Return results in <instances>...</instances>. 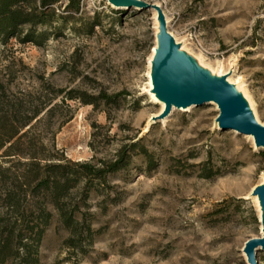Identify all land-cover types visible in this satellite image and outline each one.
Segmentation results:
<instances>
[{"label":"rangeland","instance_id":"rangeland-1","mask_svg":"<svg viewBox=\"0 0 264 264\" xmlns=\"http://www.w3.org/2000/svg\"><path fill=\"white\" fill-rule=\"evenodd\" d=\"M145 1L161 6L185 51L241 86L264 124V0ZM157 16L154 8L82 0L78 25L99 22L91 34L70 24L42 45L0 43V111L56 104L32 123V135L48 153L73 161L110 160L139 140L125 169L88 196L84 183L74 191L86 212L78 216L95 230L91 245L72 254L79 264H248L246 243L262 235L251 192L264 183V147L221 129L213 102L174 106L158 118L163 107L150 83ZM73 90L82 99H69ZM104 92L121 94L119 101L83 102ZM225 200L229 208L218 209ZM50 208L42 264H74L65 260L74 250L66 244L70 232ZM257 257L264 264V250Z\"/></svg>","mask_w":264,"mask_h":264},{"label":"trees","instance_id":"trees-1","mask_svg":"<svg viewBox=\"0 0 264 264\" xmlns=\"http://www.w3.org/2000/svg\"><path fill=\"white\" fill-rule=\"evenodd\" d=\"M81 10L82 0H0V43L17 39L42 45L70 24L69 29L77 33L91 34L99 22L94 18L79 26ZM74 92H69V99H82ZM120 95L104 92L83 98V102L117 103ZM55 108L50 101L26 113L16 104L13 111H0V264H42L41 243L54 217L50 207L70 232L66 244L74 250L65 260L79 264L72 254L91 245L95 230L78 216L86 212L81 210V201L74 202V191L84 183L82 189L88 196L96 183H107L109 175L125 169L132 151L140 146L139 140L124 145L110 160L73 161L48 153L42 141L32 135V123L44 111L51 114ZM142 153L152 162V154L144 146ZM229 206L230 200L217 205L220 210Z\"/></svg>","mask_w":264,"mask_h":264},{"label":"water","instance_id":"water-1","mask_svg":"<svg viewBox=\"0 0 264 264\" xmlns=\"http://www.w3.org/2000/svg\"><path fill=\"white\" fill-rule=\"evenodd\" d=\"M108 1L119 8H154L158 12L160 28L157 33L156 54L152 60V92L166 104L165 110L158 118L169 115L174 106L188 108L213 102L218 105L220 111L216 122L221 129L251 135L258 148L264 147V124L256 119L237 84L228 82V75L212 73L211 69L200 64L198 58L182 49L168 29L167 18L161 6L145 0ZM251 196H257L259 199L262 235L250 238L244 253L248 264H259L257 251L264 250V183L257 185Z\"/></svg>","mask_w":264,"mask_h":264},{"label":"bare ground","instance_id":"bare-ground-1","mask_svg":"<svg viewBox=\"0 0 264 264\" xmlns=\"http://www.w3.org/2000/svg\"><path fill=\"white\" fill-rule=\"evenodd\" d=\"M110 3V2H109ZM111 4V3H110ZM113 7H115V8H119V7H117V6H115V5H113V4H111ZM157 23H158V25H157V28H158V32H159V28H160V22H159V20H158V16H157ZM156 49H157V46L154 48V50H153V58H154V55L156 54ZM182 49H184L183 47H182ZM200 64L201 65H203V66H205V64L204 63H202L201 61H200ZM206 67V66H205ZM212 71V73H215V74H218L216 71H213V70H211ZM218 75H228V73L227 74H223V73H219ZM228 82H231V83H235V84H237V87H238V90L239 91H241L242 93H243V95H244V97L248 100V102H249V104H250V107H251V109L253 110V112H254V115H255V117H256V119L259 121V119L257 118V114H256V112H255V109H254V106L253 105H255L254 104V102H253V104H252V102H251V100L249 99V97L247 96V94H246V92L241 88V86H239V84L237 83V82H234L232 79H230V78H228ZM151 86H152V89L154 88V85H153V82H152V80H151ZM151 94H152V96H153V100L155 101V102H159V103H161V105H162V107H163V111L165 110V108H166V104H165V102H163L162 100H160L159 98H158V96H157V94L156 93H154V92H152L151 91ZM193 107V106H192ZM192 107H188V108H183V110H188L189 108V110H191V108ZM176 109V107H174V110ZM181 109V108H180ZM175 112V111H174ZM147 130V129H146ZM235 132H237L236 130H234ZM248 137L249 138H252V139H254L253 138V136H251V135H248ZM252 193V192H251ZM254 199H255V201L258 203V205H259V199H258V197L257 196H255L254 197ZM261 214H262V212L260 213V216H261Z\"/></svg>","mask_w":264,"mask_h":264}]
</instances>
